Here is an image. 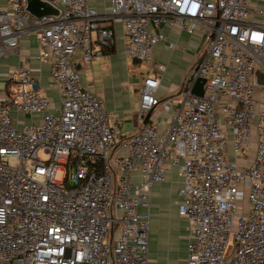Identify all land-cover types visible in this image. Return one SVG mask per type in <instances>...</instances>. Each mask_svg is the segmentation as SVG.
<instances>
[{
    "label": "built area",
    "instance_id": "2783aa9c",
    "mask_svg": "<svg viewBox=\"0 0 264 264\" xmlns=\"http://www.w3.org/2000/svg\"><path fill=\"white\" fill-rule=\"evenodd\" d=\"M44 1L57 18L31 16L26 0L0 8V59L33 35L59 93L53 112L24 66L0 98V264H149L151 187L173 169L188 224L184 264H264V86L255 84L256 72L264 80V0H111L105 14L88 0ZM116 22L127 60L147 68L141 121L159 105L160 27L191 22L188 33L199 26L208 36L180 106L128 135L76 69L111 54ZM198 81L202 96L192 92ZM226 133L237 159L254 140L248 166L227 161Z\"/></svg>",
    "mask_w": 264,
    "mask_h": 264
},
{
    "label": "crops",
    "instance_id": "0c3cea01",
    "mask_svg": "<svg viewBox=\"0 0 264 264\" xmlns=\"http://www.w3.org/2000/svg\"><path fill=\"white\" fill-rule=\"evenodd\" d=\"M111 0H88V5L100 14L109 11ZM0 8H8V0H0ZM192 26L186 23L185 29L179 27L161 26L163 40L153 48L154 61L159 65L155 75L159 77L160 84L156 92L159 105L150 119L164 122L170 115L166 110L168 106L177 108L182 101L181 88L185 76L194 65L203 46L205 34L199 26L195 32L188 33ZM115 45L110 55L95 59L89 65L81 66L80 81L83 88L97 94L106 111L113 113L116 120L121 123V131L128 135L135 133L143 126L138 116L140 85L147 68H133L124 55V35L120 23L114 24ZM104 53H106L104 51ZM39 48L33 35H24L19 42L18 50L11 55L0 59V98L8 92V78L18 69L27 66L32 76L39 83L41 93L53 102L52 111L58 107L59 93L56 87L49 83V68L37 59ZM14 116V115H13ZM29 122V118H23ZM144 120V119H143ZM228 144L226 158L229 163L238 166H248L253 159L254 140L246 154V158L237 159L231 145V135L226 133ZM181 178L176 169H173L164 183H154L150 191L149 230H148V259L151 262V240H157L159 246H166L167 239L175 237L180 232L179 225L183 222L186 233L184 243V260L186 257V244L188 235L187 221L179 217L177 203L180 201L179 189ZM153 241V242H154ZM153 251V250H152ZM160 264V263H159Z\"/></svg>",
    "mask_w": 264,
    "mask_h": 264
},
{
    "label": "rangeland",
    "instance_id": "374dc122",
    "mask_svg": "<svg viewBox=\"0 0 264 264\" xmlns=\"http://www.w3.org/2000/svg\"><path fill=\"white\" fill-rule=\"evenodd\" d=\"M94 36V34H93ZM207 37H205L203 46L198 51L199 54H202L206 49V40ZM139 64L134 63L133 68H137L139 70ZM38 157L42 160H47L49 157L44 152H39ZM63 177L62 171H57L55 173L54 180L57 182H60ZM180 232L177 233L175 237H170V239H167V245L166 246H159L157 240H151V262L154 264H184V243L186 238V233L184 232V226L183 222L179 225ZM233 238V235L231 236ZM154 241V242H153ZM153 250V251H152Z\"/></svg>",
    "mask_w": 264,
    "mask_h": 264
},
{
    "label": "water",
    "instance_id": "95a60500",
    "mask_svg": "<svg viewBox=\"0 0 264 264\" xmlns=\"http://www.w3.org/2000/svg\"><path fill=\"white\" fill-rule=\"evenodd\" d=\"M26 2H27V5H26L27 12L35 18H41V17L57 18L60 15L59 9L49 5L44 0H26ZM76 69L80 70L81 66H77ZM255 76H256L255 84L257 86H264V80H263L262 75L259 72H256ZM202 84H203V82L198 81L193 86L192 92L195 95H197V96L203 95ZM150 116H151V112H149L145 116V118L143 120V126H145L149 122Z\"/></svg>",
    "mask_w": 264,
    "mask_h": 264
}]
</instances>
